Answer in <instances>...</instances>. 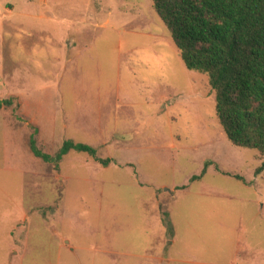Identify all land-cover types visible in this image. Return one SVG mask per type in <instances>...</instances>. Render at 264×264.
I'll return each mask as SVG.
<instances>
[{"label":"rangeland","instance_id":"1","mask_svg":"<svg viewBox=\"0 0 264 264\" xmlns=\"http://www.w3.org/2000/svg\"><path fill=\"white\" fill-rule=\"evenodd\" d=\"M9 93L0 140L16 126L10 193L28 212L0 230V264H264V156L228 141L153 0H0ZM31 137L110 163L73 150L57 171Z\"/></svg>","mask_w":264,"mask_h":264},{"label":"trees","instance_id":"2","mask_svg":"<svg viewBox=\"0 0 264 264\" xmlns=\"http://www.w3.org/2000/svg\"><path fill=\"white\" fill-rule=\"evenodd\" d=\"M153 8L185 67L209 78L216 117L228 141L264 156V0H153ZM11 104L0 101V110ZM30 148L57 171L73 150L101 165L110 163L98 158L94 148L72 141H65L55 158L39 151L33 137Z\"/></svg>","mask_w":264,"mask_h":264},{"label":"crops","instance_id":"3","mask_svg":"<svg viewBox=\"0 0 264 264\" xmlns=\"http://www.w3.org/2000/svg\"><path fill=\"white\" fill-rule=\"evenodd\" d=\"M15 95L16 94L9 93L6 97H1L0 100H10V98L15 97ZM5 113L6 110L2 108L0 111L2 117H4ZM4 125L5 127L3 128V145H1L0 140V172L4 174L3 176H5L3 178L5 185L2 183L5 189L0 188V230H7L6 235L11 238L12 231L27 218L26 213L28 212V210L24 201L21 202V204L19 205V209H17V201L14 189H12V192L14 193H10L9 182L12 181L13 184V179H16L14 173L16 172L15 164L17 161L16 158H10L7 151V146H9L8 141L10 136L14 135L13 133H16V126L9 124V122H5ZM10 171H12L11 175L7 174ZM17 212H19L18 217H16Z\"/></svg>","mask_w":264,"mask_h":264}]
</instances>
